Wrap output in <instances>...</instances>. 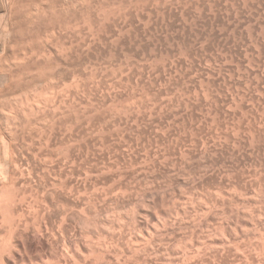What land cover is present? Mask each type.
I'll list each match as a JSON object with an SVG mask.
<instances>
[{
  "label": "rangeland",
  "instance_id": "1",
  "mask_svg": "<svg viewBox=\"0 0 264 264\" xmlns=\"http://www.w3.org/2000/svg\"><path fill=\"white\" fill-rule=\"evenodd\" d=\"M8 1L9 0H4L5 5L9 3L6 5V11H0V80L2 79L1 82L3 83V85L0 84V97L2 96V100L0 99V105L3 104V99L7 100L1 105L2 107L0 109L2 111V109L6 107L4 112L7 108L9 111L7 109L6 114L0 113V119L7 115L4 118L8 122L10 116H12V122L10 120L7 123L3 118V120H0V133L5 131L9 136L8 137L7 134L3 132L2 134L4 136L0 134L3 139L2 137L0 138L5 141H3L4 143H8V141L6 142L7 137L10 138V141L12 139V142L10 143L15 145L16 150L20 151L21 149V152H23L24 155L27 153L32 154L33 152L40 153L46 148V150L53 155L50 154V158L49 156L41 155L42 157L39 156L41 157V161L45 158H48L47 160L45 159L47 164L48 162L53 163V161H56V165L53 163L52 167L51 164H48L49 168L46 170H42L39 165L36 166L34 172L36 176L37 174L38 176L35 179L33 178L35 181L29 182L26 177V171H24V177L26 178L23 179H26V181H24L26 187L24 184L21 185L19 183L17 184L18 187L16 186V190L18 192H24V196H27L26 200H32L33 198L35 199V197L36 199L42 198L47 191L55 188L61 189L62 187V189L71 190V193H69L72 194V192H74L72 194L74 196L75 193L78 195V190L80 189L79 192L81 193H79L80 197H78L81 202L78 205H66V199L63 197L64 195L62 196L60 194L59 196L58 194L59 190L54 191L52 194L53 196L51 197L57 200L59 204H63L66 209L69 208V213L74 210L78 216L81 215L80 212L78 213V209L85 205L83 206V208L85 207V210L82 209L88 216H90L91 213V216L95 213L98 215L97 218H101L100 220H102L104 224L105 222H107V224L112 223L110 225L106 224V227L115 224L120 220V217L122 218L120 221L124 220L123 217L125 215H129L130 217L132 215L131 211L136 213V211L140 209V212L142 211L141 213L145 212L147 214L152 212L154 216L157 211L156 216H158L156 219L150 220V214H147V216L143 213V216L145 215L144 218L146 220H150V232L153 231V227L151 226L153 225L154 229L157 227L158 230H156L160 232H157V236L165 237L164 243L166 241L167 243H170L171 241V245L175 244L176 247L173 246L175 247L174 252H181L180 248L177 247H179L178 242H181L182 239V242H184L186 238L189 240V243L187 240V243H180L182 247L185 243L186 246L187 244L190 246L194 241L192 243L193 246L191 244L187 249H193L195 247L202 249L209 245V241L216 246L219 239H222L219 238L221 235L223 236L224 234L228 237V234L231 233L234 237L233 240L237 241V243L242 240L239 245L243 246L242 248L244 250L246 249L244 247L247 246L249 248V250H247L250 253L252 251V255L249 252V254H247V250L242 252L241 257L243 258H240V260L243 259V262L239 264H257L259 262L264 264V251H262L264 249H257V247L264 245V0ZM36 88H41L42 91L46 88L45 91H43L44 94L46 92L45 96L52 95L51 97L57 100L58 103L57 101H53V103V98L52 100L48 98L50 103L48 101L46 103L44 101L47 98L44 97L45 99H41L44 101L40 104L42 105L43 103L42 106L44 108L46 105L48 107L44 109L40 105L43 110H41L42 108L39 106L41 109L39 108L37 111L36 109H31V112L28 111V115H26L27 112L25 113L27 110H24L20 116L16 115L14 110H10L8 104H10V107L17 104L16 101L21 104L20 101L30 98L28 97L30 96V93L32 94L30 91H34V89L36 91ZM26 92H30L27 97H20L21 93H24L23 95H25ZM37 94L38 93H35L34 95ZM17 96H19L21 100L19 97L16 98ZM39 96H42L43 98L44 95H41L40 93ZM24 97L26 98L24 99ZM11 98H13L12 100H16L14 101L16 103L12 102ZM5 104H7V106ZM55 106L58 108H54L53 113L51 107ZM32 111H34V114ZM10 112L12 115H9ZM43 115L45 116L43 117ZM49 116L51 119L55 118V121L53 119L54 122L51 119L47 121ZM6 117H8V119H6ZM38 118L40 119L39 121ZM34 119H37L36 121L39 123L37 124ZM44 119L46 120V123L48 122L47 124L49 126L44 123ZM40 121H43L44 124L41 123L43 124L41 125ZM69 121L73 124L69 123ZM32 122L33 124H31ZM4 124L5 126H3ZM34 124H37L38 126L41 125V127H39L43 131H39L40 129L37 128L38 126L34 129ZM8 125L12 126V128H9ZM30 126L33 127L31 130L29 129L31 128ZM7 127L11 129L10 131H12L13 128L18 129H13L15 132L12 131L11 133L9 130V132L6 131L7 129L5 128ZM67 127L72 131L70 132L67 130ZM20 128L21 130H19ZM22 131L26 132L22 133ZM97 131H99L102 136L97 133ZM36 132L39 134L35 135L37 134ZM92 132H94L95 136ZM9 133L11 134L9 135ZM5 135L7 137H5ZM11 135L14 136V138ZM36 136H39V138L42 139L39 140L38 138L35 140L37 138ZM49 136H51V138ZM100 137L102 138L101 142L104 146H100L101 148L98 146V149V147H96V142L93 141L95 143H92V138H95L97 139L96 141L99 140L98 142H100ZM104 137L107 139V142H104ZM45 140H47L48 143L44 142ZM70 140L72 141L70 142ZM113 140L115 141L113 142ZM25 141H27V144ZM31 141H33L32 147L30 146ZM40 141H42V143ZM63 141L65 143H63ZM4 143H1L2 146L0 145V151H3L8 147V144L4 145L3 149L2 147ZM57 143H59V146H57ZM84 143H87L88 145L87 151ZM117 143H119L118 146ZM21 144L24 149L19 148L21 147L19 146ZM39 144H42L45 148ZM64 144L65 149L67 148V145H69L71 149L73 145L75 150L77 147L79 150L83 149L80 151L78 149L74 151L81 156L82 160L80 158L78 160L80 163H78V161L76 162L77 165L75 164V170L71 165L73 171L69 163L65 162L61 164L60 157H58L63 155L61 154L63 153L62 151H65V149L62 151L60 150L61 148H64ZM35 145H37V147H35ZM55 146H57V149L60 147L59 151H55ZM102 148L104 150H110L108 155L111 161L114 160L115 154L119 157H117V160L119 161L118 168L114 167L113 170L104 169V171H102L98 170V167L93 162L91 164V162L88 163L87 160L83 161V156L85 154L88 157H91V155L100 157L102 154V150L100 151V149ZM126 151L130 154L127 155ZM58 153L59 155L56 157L55 154ZM134 153L136 157L134 156ZM140 159L142 160L139 161ZM159 161L161 163H159ZM170 161L172 164L175 163V165H171ZM105 162L108 161L105 160ZM129 162L131 166L133 164L139 165L137 167L133 166V170L130 168ZM150 162L156 166L150 164ZM35 164H37V162ZM86 164H88V166L91 165L88 168ZM98 164V166H101L100 163ZM163 165L164 167H162ZM165 165L168 166L166 167ZM62 166L65 168L62 169ZM77 167H80L79 170ZM171 167L174 169L172 170ZM68 168L70 170H68ZM82 168L84 170L86 169L85 171H87L88 175L84 176V170ZM120 169L123 171L120 172ZM58 170L60 171L58 172ZM61 170L65 176L67 174V181H65V183L58 181V175ZM151 170H154V172ZM37 171L39 173H37ZM143 171H145V174ZM42 172H45V174L43 175ZM94 172L96 175L93 176V174H95ZM127 172L129 174H126ZM99 173L105 175V179L102 174L100 175ZM132 173L134 174L132 175ZM135 173L137 174L136 177H134L136 175ZM71 174L72 177H70ZM170 174H172V176ZM77 175L81 176L77 177ZM52 176H55V179H53ZM86 176H88L87 180L85 179ZM120 176H122L121 178L123 179H121ZM147 178L149 181H147ZM112 179L113 181H111ZM135 179L138 180L137 183L135 182ZM53 181L60 187H54L56 184L53 186ZM115 181L116 183H114ZM27 183H29V185ZM138 183H141V186ZM132 185L134 187H132ZM142 185H145L146 187L150 186V188H146ZM234 185L235 187H233ZM48 186L50 187L48 188ZM83 186L85 188H83ZM111 186H113L112 189ZM69 187L73 188L69 189ZM94 187L95 190L99 189L96 191L98 194L94 191ZM105 187H109L110 189H105ZM207 188L209 191L206 190ZM215 188L217 190L219 189L218 191L222 189L221 195H223V198L219 195L218 197L219 200H224L225 198L224 203L222 200H218L216 193H214L216 192ZM225 188L228 191L224 190ZM183 189L186 191L185 194H182L184 193ZM90 190H92L93 195ZM105 190H108L106 191V194H104ZM193 190L194 196L192 195ZM204 190L206 192H204ZM212 190L215 191L213 192ZM231 190L235 194L232 192L231 195H229L228 192H231ZM85 191L89 193L87 195L91 197L93 196L94 198L90 197L89 199V196L86 195ZM99 191L102 192L104 199H101L102 194H100L101 192L99 193ZM113 191H116V193ZM218 191L217 193L220 194ZM83 192H85V194H82ZM189 194L190 196L192 195L193 199L192 197H189ZM227 194L231 196L230 198L232 199V202L229 196L227 197ZM232 194L234 196H232ZM183 195L186 196L184 197ZM212 195H215L214 198ZM200 196L201 199H205L206 202L203 201L204 203H200V198H197ZM96 197L97 200L99 199L98 201L95 200ZM175 197L179 203L176 202ZM216 198L217 200H215ZM183 199H185V202ZM210 199L213 200L216 205L218 204L217 207H215V204H213V201L211 202ZM83 200H86V202ZM186 200H191L192 202H186ZM193 200L194 202H197L196 200H198V203H195L197 207L195 204V206L192 204L194 203ZM68 202L70 201L68 200ZM98 203H101L102 205L99 206L100 204L98 205ZM131 205L133 209H139H135L136 211L132 210V207H130ZM158 205L163 208H159ZM191 205L194 206H192L193 209ZM203 205L204 207L205 205H211L209 207L211 208V212L208 206L203 209ZM96 206L97 208H95ZM103 206L106 208L104 209ZM170 206H172V208ZM182 206H188L186 207L188 209L185 210L186 208L184 207L183 209L181 208ZM220 206H223L224 208L222 207L219 209ZM73 207L79 208L75 210ZM114 207L120 211L118 212ZM180 208L186 213L180 211ZM199 209L200 211L202 209L203 212L204 210L205 212H207L206 210H209V212L203 213L201 211L203 214L201 215L200 213H197ZM115 210L117 212L113 214L116 215L118 213L116 218L114 217L115 215L113 216V214H110ZM175 210H178L177 215H175ZM195 210L197 211L195 212ZM80 211L82 212V210ZM106 211L110 212L109 214L111 216L108 212L106 213ZM163 211L166 213L169 212V214H164L163 217V214L161 215ZM120 212H122L121 216H119L121 214ZM192 212L195 215L198 214V219H196V216H194ZM182 213H185L184 215L186 216H182ZM191 213L193 215H191ZM210 213L213 214V216H210ZM215 213L216 215L214 217ZM95 214L93 215V217L95 216L94 219L90 216L92 220H96ZM106 214H108L111 219L109 221L112 222H108L109 217ZM171 215L174 216L171 217ZM189 215L190 217L193 216L195 221H193L192 217L190 218ZM218 215L221 219H223L224 217L222 216L225 215V219L218 220ZM175 216L179 217H176V219L181 220L184 224L180 223L181 225H174L175 228L172 230L169 229L163 231L161 229L165 232L162 233V231L159 230L161 226L157 224L158 222L156 220L160 219L161 221V219H167L168 217L171 219ZM117 217L119 218L118 220ZM185 217L188 218L189 221L188 219L186 220ZM58 218L59 217L55 216L54 213H50V217L46 220V223L48 224L47 226L54 223L53 227L55 226L56 231L61 233V229L67 221L60 218L59 221ZM84 218H86V216ZM184 219L188 222L185 223L186 221H184ZM199 219L202 223L198 221ZM229 219H234L233 221L235 222L232 220L229 222ZM217 220L218 222L222 221L223 224L221 222H219V224L216 223ZM225 220L229 225L226 224L227 222H225ZM56 221L59 222V224ZM76 221L77 220L71 222V224H75L74 226L70 225L69 229H73V231L71 230L72 233L76 232V234L80 237L83 236L82 238H84V236H87L84 234L87 233L86 230L89 228H87L88 226L86 224L87 229H85L84 233L85 225L83 224V228L81 225L82 223L80 222L77 224ZM128 221L132 228L128 225ZM125 222L128 224H123ZM91 223H89V226ZM132 223L131 220H125L121 223V226L123 225L122 227H124L123 229H121V226L112 228H114V231L122 230L125 232L126 230L125 233L127 235H130V232L134 229V233H132V231L131 235H136L135 233L138 227L135 224L133 227ZM76 224L79 226L81 225L82 228H80L83 230H78L80 228H78L79 226L77 227ZM104 224L100 226L104 227ZM156 224L158 226L155 227ZM204 224L207 227H205ZM224 224H226V226ZM57 225H61V227H58ZM100 226L97 225L96 229ZM126 226L131 228H129L130 231L125 229ZM203 226L207 229L208 227L209 229H212H206L207 231H203ZM91 227H94V225ZM234 227L236 229H233ZM177 228L182 229L186 233L179 231ZM189 228H192L195 232ZM215 228L216 231L213 230ZM231 229L233 230L230 231ZM241 229L243 234L241 233ZM260 229L263 233L262 236L258 233L261 231ZM137 230V232H139L138 234L143 233L142 235L144 237L145 231L142 230L141 232L140 228ZM189 230L190 232L193 231V233H189ZM234 230L237 231L235 233L236 235L238 234L239 237H236ZM77 231H81L80 234ZM200 231H203L204 233ZM209 231H212L213 233L211 232L212 234L210 235V233H208ZM199 232L202 233L201 235H209V237L207 236L206 238L205 236H201L199 235ZM184 234H186V238ZM191 234H193V236ZM166 235L167 237L170 236L169 240ZM197 235L200 237L198 236L197 238ZM145 236L148 240V235ZM188 236L189 238L193 237V239H189ZM253 236L254 238L255 236L257 237L256 241ZM258 236L263 238V240L261 238V242L258 240L260 238ZM251 237L253 238L254 243ZM196 238L198 240L201 239L198 246H196ZM246 238L248 239L246 240ZM176 239L178 242H176ZM223 239H225V237ZM249 240H251V243ZM229 241H231L230 238L227 243ZM232 241L231 245L229 244L230 242L228 243V249L235 248V246L238 247L237 243L234 241L233 247ZM243 242H245V244L249 243L247 245H242ZM176 243L178 244L176 245ZM260 243L262 244L260 245ZM157 244L159 245L158 248H161V243L159 244L157 242ZM52 246H55L54 242H52ZM251 246L254 247V249ZM212 248L214 247L211 246L210 249ZM185 249L183 248V250ZM226 250V248L224 249L225 252L222 250L223 254H221V258L232 260V252ZM255 250L256 252L257 250L260 253L262 252L259 254V256L262 255V258L261 256L258 257L257 254H254ZM26 252L30 257H33L35 254L34 252L32 254L29 250H26ZM228 252L229 255H226ZM243 253L247 256L249 255L250 259H246L247 256ZM172 256H174V253ZM33 258H35V256ZM158 258H160V256H158ZM254 258L256 260H254ZM244 259H246V262L248 263H245ZM261 259L263 261H261ZM32 261L34 262L35 260Z\"/></svg>",
  "mask_w": 264,
  "mask_h": 264
},
{
  "label": "bare ground",
  "instance_id": "2",
  "mask_svg": "<svg viewBox=\"0 0 264 264\" xmlns=\"http://www.w3.org/2000/svg\"><path fill=\"white\" fill-rule=\"evenodd\" d=\"M10 1V0H9ZM8 1V2H9ZM6 3H7V1H6ZM9 4V3H8ZM8 4H6V5H8ZM6 5H5V2H4V0H0V11H6ZM25 57V56H24ZM24 57H23V59H24ZM2 81V79L0 80V82ZM0 84H2L3 85V83L1 82ZM1 85V86H2ZM46 89V88H45ZM45 89L43 90V91H45ZM40 90H41V92H40ZM38 91V92H37ZM42 91V89L40 88V89H37L36 88V91H35V89H34V91H30V92H32V94L30 93V92H28V93H30V96H28V93L26 94L25 93V95H23L22 93H21V95H20V97L21 96H28V97H30V98H28L27 100L25 99L26 97H24V99L26 100H24V101H20L21 100V98L19 97V96H17L16 98H18L19 97V101L21 102V104L18 102V101H16L17 99L16 98H14V99H16V100H12L13 98H11V100H12V102H14V101H16L17 102V104H18V106H17V104H14V103H16V102H14V103H12V104H14V105H16V106H11L10 107V104H8V106H9V108H10V110L12 111V110H14L15 111V114L16 115H21L22 114V112L24 111V110H27V111H25V113L27 112V114L26 115H28V111L29 112H31L30 110L32 109H36V111L43 105V103H42V105L40 104L41 102H43L41 99H45L44 97H46L47 99H45V101L44 102H46L47 103V101H48V98H50L51 100H52V98L53 97H51V96H45L46 95V92H45V94H44V92ZM34 92V93H33ZM48 92V91H47ZM35 93H38L37 95H34ZM41 93V95L43 94L44 96H43V98H42V96H39V94ZM52 93H54V92H52ZM47 94H49V93H47ZM55 94H56V92H55ZM55 94H53V95H55ZM58 94V93H57ZM32 95H34V96H32ZM4 96V95H3ZM36 96H39V97H36ZM58 96V95H57ZM2 97V96H1ZM1 97H0V99H1ZM10 99V98H9ZM8 99V100H9ZM58 99V98H57ZM2 100V99H1ZM6 100V99H5ZM5 100L3 99V101L5 102ZM23 100V99H22ZM50 100V101H51ZM2 101V102H3ZM7 101V100H6ZM53 101H57V100H55L54 98H53V100H52V102ZM4 102H3V104H4ZM49 102V101H48ZM8 103H10V102H8ZM50 103V102H49ZM54 103V102H53ZM52 103V104H53ZM57 103H58V101H57ZM3 104H1V105H3ZM45 104V103H44ZM0 105V108L2 107ZM6 106H7V104H5ZM20 105V106H19ZM26 105V106H25ZM41 105V106H40ZM46 105V104H45ZM49 105H51V104H49ZM40 106V107H39ZM52 106V105H51ZM57 106V105H56ZM51 107L52 109L51 110H53V113H54V108H58V107ZM5 107V106H4ZM43 107V106H42ZM41 107V108H42ZM48 106L46 105V107L45 108H47ZM6 108V107H5ZM5 108H3L2 109V111H1V109H0V113H4V114H6V110L8 109H6L5 110V112H4V109ZM40 108V109H41ZM44 108V107H43ZM43 108L41 109V110H43ZM44 108V109H45ZM50 108V107H49ZM55 109V110H56ZM50 110V109H49ZM8 111H9V109H8ZM8 111H7V113H8ZM14 111H13V115H14ZM45 111V110H44ZM51 112V111H50ZM32 113L34 114V111H32ZM31 113V114H32ZM36 113V112H35ZM48 113V112H47ZM38 114V113H37ZM43 114V113H42ZM9 115H12V113L10 112L9 113ZM9 115H8V117H9ZM25 115V116H26ZM36 115V114H35ZM40 115V114H39ZM5 116H7V115H5ZM4 116V117H5ZM23 116V115H22ZM29 116H30V114H29ZM45 115H43V117H44ZM47 116V115H46ZM51 116V115H50ZM49 116V119H48V117H47V121H49L50 119H51V117ZM4 117H2L4 120H5V118ZM8 117H6V119H8ZM11 117L12 116H10V120H11ZM27 117V116H26ZM42 117V116H41ZM0 119V120H3V119ZM21 118V117H20ZM23 118L25 119V117L23 116ZM30 118H32V117H30ZM29 118V119H30ZM35 118V117H34ZM42 119V118H41ZM46 119V118H45ZM44 119V123H46L45 120ZM53 119V118H52ZM51 119V120H52ZM55 119V118H54ZM53 119V120H54ZM10 120H8V122L10 121ZM20 120V119H19ZM35 120V119H34ZM37 120V119H36ZM35 120V122H37ZM40 119L38 118V121H39ZM52 120V121H53ZM6 121V120H5ZM21 121V120H20ZM19 121V122H20ZM27 121V120H26ZM51 121V122H52ZM55 121V120H54ZM53 121V122H54ZM95 121V120H94ZM7 122V121H6ZM7 122V123H8ZM11 122H12V120H11ZM34 122V123H35ZM50 122V123H51ZM52 122V123H53ZM90 122V121H89ZM88 122V123H89ZM1 123V122H0ZM7 123H6V125H7ZM23 123V122H22ZM28 123H30V122H28ZM39 122H37V124H38ZM41 123H43V121L41 122L40 121V124ZM43 123V124H44ZM48 123V122H47ZM46 123V124H47ZM49 123V124H50ZM69 123H71L70 121H69ZM82 123H86V122H82ZM81 123V124H82ZM96 123V122H95ZM31 124H33V122L31 123ZM30 124V125H31ZM37 124H34L33 126H34V129H35V127L36 126H38ZM43 124H41V125H43ZM71 124H73V123H71ZM75 124V123H74ZM100 124V123H99ZM104 124V123H103ZM11 125V124H10ZM24 125V124H23ZM41 125H39L40 127H41ZM48 125V124H47ZM46 125V126H47ZM66 125H68V124H66ZM65 125V126H66ZM77 125V124H76ZM3 126H5V124L3 125ZM2 126V127H3ZM25 126V125H24ZM29 126V125H28ZM37 127L38 129H40L39 131H41L42 129L40 128V127ZM49 126V125H48ZM50 126H51V124H50ZM54 126V125H53ZM72 126V125H71ZM79 126H80V124H79ZM79 126H78V128H79ZM93 126V125H92ZM100 126H101V124H100ZM99 126V127H100ZM105 126V125H104ZM1 127V128H2ZM8 127L10 128H12V126H9L8 125ZM5 128V129H7L6 131L7 132H9L11 129H9V128ZM18 127V126H17ZM31 127V126H30ZM56 127V126H55ZM91 127V126H90ZM98 127V128H99ZM103 127V126H102ZM101 127V128H102ZM107 127V126H106ZM4 128V127H3ZM23 128V127H22ZM29 128V127H28ZM33 127H31V128H29L30 130L32 129ZM36 128V129H37ZM44 128H45V126H44ZM49 128V127H48ZM47 128V129H48ZM52 128V127H51ZM50 128V129H51ZM62 128V127H61ZM71 128H73V127H71ZM92 128V127H91ZM96 128V127H95ZM97 128V129H98ZM14 129V128H13ZM12 129V131L13 132H15L14 130H17L16 128L13 130ZM24 129V128H23ZM26 129H27V127H26ZM50 129H49V131H50ZM3 130V129H2ZM9 130V131H8ZM19 130H21V128L19 129ZM51 130H53V129H51ZM59 130V129H58ZM66 130V129H65ZM67 130H69L68 129V127H67ZM90 130V129H89ZM92 130H93V128H92ZM100 130V129H99ZM12 131H10L11 133H12ZM28 131V130H27ZM35 131V130H34ZM37 131V130H36ZM43 131V130H42ZM70 132L72 131V130H69ZM79 131V130H78ZM88 131V130H87ZM4 133H6L5 131H3ZM3 132H1L0 134L1 135H3L2 133ZM24 132H26V131H24ZM23 131H22V133H24ZM32 132V131H31ZM52 132V131H51ZM50 132V133H51ZM56 132V131H55ZM60 132V131H59ZM69 132V133H70ZM89 132H91V131H89ZM88 132V133H89ZM101 132H102V130H101ZM11 133H9V135L11 134ZM37 133V132H36ZM46 133H48V132H46ZM64 133H65V131H64ZM74 133V132H73ZM93 133V135L95 136V134H94V132H92ZM97 133H99L100 134V132L99 131H97ZM104 133V132H103ZM102 133V134H103ZM107 133V132H106ZM7 134V133H6ZM16 134V133H15ZM32 134V133H31ZM39 133H37V134H35V135H38ZM41 134H42V132H41ZM53 134V133H52ZM59 134H61V133H59ZM63 134V133H62ZM72 134V133H71ZM70 134V135H71ZM108 134V133H107ZM0 135V137H2ZM14 135V134H13ZM18 135H20V134H18ZM43 135V134H42ZM50 135V134H49ZM54 135V134H53ZM88 135H90V134H88ZM87 135V136H88ZM92 135V136H93ZM98 135V134H97ZM101 135V134H100ZM4 136V135H3ZM7 136H8V134H7ZM6 135H5V137H7ZM12 136V135H11ZM39 136H41V135H39ZM39 136H36L37 138L35 139V140H37L38 138H39ZM74 136V135H73ZM102 136V135H101ZM9 137V136H8ZM7 137V140H6V142L8 141V143H4L5 141L4 140H2L3 139V137H2V139L0 138V142H1V140H2V142L1 143H4L3 144V149H4V145H7L8 147H6L4 150L3 149H1V150H3V151H0V264H239V263H241V262H243V259H241L240 260V258H243V257H241L242 256V252H245V250H249V248L246 246V247H244V248H246L245 250L242 248L243 246H241V245H239V243H240V241H242V240H240L238 243H237V241H234L233 239H234V237L231 235V233L230 234H228V237H226V235H224L223 234V236L221 235V237H219V238H222V239H219V245H218V243H217V245L216 246H218V247H216V246H214L213 245V243H211L210 241H209V247L208 246H205V248H199V247H195V248H193V249H187V247H190L191 246V244L194 242L193 240V242L190 244V246H188V244H187V246H186V243L188 242L189 243V240L186 238V234H184V236H185V238H186V240H187V242H186V240L184 241V242H186L185 244H183L184 246L182 247L181 246V244L182 243H184V242H182L183 241V239H182V241H181V239H180V241L181 242H178L177 241V239H176V242H178V243H176V245L178 244V246L179 247H177V248H180V251L181 252H174V248L176 247L175 246V244L174 245H171L172 243H171V241H170V243H167V241L164 243V238L163 237H160V236H157V232H159V231H157L158 229H157V227L156 226H158V225H160L159 227H160V231H167V230H172L173 228H175V226L174 225H179L180 223H182L181 222V220H177L176 219V217L177 216H175L174 218H171L170 219V217H168L167 219H161V221H160V219H157L156 221L158 222L156 225H155V229H154V226L153 225H151L152 227H153V231L152 232H150V230H151V228H149V221L150 220H153V219H156L157 218V216H156V213H157V211H156V213H155V216H154V214H152V212L151 213H147V214H150V220L148 221V220H146L144 217H145V215L143 216V213H145V212H143V213H141L140 212V209L139 208H134L133 209V207H132V205L130 206V207H132V210H135V209H139V210H135L136 211V213H133V211H131L132 212V215L129 217V215H125L124 217H123V221H120L122 218L120 217V220H118L119 218L117 217V222L115 223V224H113V225H111L110 227L112 228V227H120L121 226V223L122 222H124L125 220H131V222H133L132 223V226L135 224V225H137V227L138 228H140L141 229V232H142V230L143 231H145V235H148L147 237H148V240H147V238H146V236L144 235V237L146 238V240H145V238L143 237V233H140V234H138L139 232H137L138 230V228L136 229V235H131V232L134 230V229H132V231L130 232V235L128 234H126L125 232H126V230H125V232L124 231H114L113 229L114 228H112V230H111V228L109 227V226H107L106 227V224H107V222H105V224L103 223V221L102 220H100L99 218H97V216L98 215H96L95 213V215H96V220H92V218H90V216H91V214H90V216H88L86 213H85V207L83 208V206H85V205H83L80 209H78L79 211H78V213L80 212V216H78V214L77 213H75V211L73 210V212L71 211V213H69L68 212V209H66L65 207H64V205L62 204H59L58 203V201L57 200H55L54 198H52L51 196H53L52 194L54 193V191H58V194H59V196H60V194L66 199V205H68L69 204V206H70V204L71 205H78V204H80V199H79V193H81V192H79V190H78V195L75 193V196H77V197H75L74 195H72L74 192H72V194H70L71 193V190H65V189H62V187H61V189L59 188V189H52V190H49V191H47L46 193H45V196H42V198H40V199H36V197H35V199L33 200H26V197L24 196V192H18L17 190H16V186H17V184H24V181H26V179H23V178H28L27 180L30 182V181H35V180H33V178L35 179L37 176H38V174H37V176H36V174H35V168H36V166H40V168H42V170L44 169V170H46V169H48L49 167V165L51 164V167H52V165H53V163L55 164L56 163V161L54 162L53 161V163H49L48 162V164L45 162V159L44 160H42L41 161V155H44V156H49V158H50V152H48L47 150H46V148H45V146H42V144H39L40 146H42L43 148H45V150L44 151H42V152H40V153H36V152H33L32 154H28L27 152V154L26 155H24V153L23 152H21V149H20V151H18V150H16V147H15V145L13 144V143H10V142H12V139H11V141H10V138H8ZM13 138H14V136H12ZM11 137V138H12ZM16 137V136H15ZM50 138H51V136H49ZM66 137V136H65ZM71 137V136H70ZM90 137V136H89ZM98 137V136H97ZM33 138V137H32ZM35 138V137H34ZM46 138V137H45ZM47 138H48V136H47ZM49 138V139H50ZM57 138V137H56ZM56 138H55V141H56ZM61 138V137H60ZM72 138H74V137H72ZM99 138V137H98ZM16 139V138H15ZM30 139V138H29ZM42 139V138H41ZM40 138H39V140H41ZM63 139V138H62ZM69 139V138H68ZM85 139V138H84ZM100 142H98V141H96L97 139H95V138H92V143H95L96 142V147H100V146H104V144L101 142L102 141V138L100 137ZM31 140V139H30ZM34 140V141H35ZM44 140V139H43ZM61 140V139H60ZM112 140V139H111ZM111 140H110V142H111ZM4 141V142H3ZM69 141V140H68ZM72 140H70V142H71ZM93 141H95V142H93ZM115 140H113V142H114ZM26 142V144H27V141H25ZM32 142L33 141H31V147H32ZM41 143H42V141H40ZM39 142V143H40ZM44 142H46V143H48L47 142V140H45ZM43 142V143H44ZM67 142V141H66ZM69 142V143H70ZM104 142H107V139L104 137ZM112 142V143H113ZM119 142V141H118ZM1 143H0V145H1ZM14 143H16V142H14ZM45 143V144H46ZM50 143V142H49ZM56 143V142H55ZM63 143H65L64 141H63ZM69 143H67V144H69ZM81 143V142H80ZM79 143V144H80ZM25 144V143H24ZM58 144V145H57ZM57 144H55V145H57V146H59V143H57ZM118 144L119 143H117V146H118ZM28 145H29V142H28ZM62 145V144H61ZM61 145H60V147H61ZM70 145V144H69ZM69 145H67V148L65 149V144H64V148L62 149H60L61 151L62 150H64L65 149V151H62L63 153H61V151H60V153L61 154H63V155H61V156H58V157H60L59 159L61 160V164H63V163H65V162H67V163H69L70 164V167H71V165H72V167L74 168V170H75V164H76V162L81 158V156H79L77 153H75L74 151H76L77 149H78V145L76 146L77 147V149L75 150L74 149V145L72 146V149L70 148V146ZM116 145V144H115ZM2 146V145H1ZM19 146H21V147H19V148H23L22 147V144L21 145H19ZM25 146V145H24ZM27 146V145H26ZM40 146H38V147H40ZM48 146V145H47ZM57 146H55L56 147V150L55 149H53V150H55V151H59V148L57 149ZM84 146H86V151H87V149H88V145H87V143H84ZM93 146V145H92ZM35 147H37V145H35ZM99 147H98V149H99ZM108 147H109V145H108ZM112 147V146H111ZM18 148V149H19ZM27 148V147H26ZM42 148V149H43ZM51 148V147H50ZM94 148V147H93ZM92 148V149H93ZM101 148V147H100ZM110 148V147H109ZM108 148V149H109ZM114 148V147H113ZM24 149V148H23ZM22 149V150H23ZM32 149H34V148H32ZM38 149H40V148H38ZM91 149V150H92ZM122 149H125V148H122ZM28 150H30V149H28ZM27 150V151H28ZM52 150V149H51ZM50 150V151H51ZM79 150V149H78ZM80 150H83V149H80ZM79 150V151H80ZM102 150V154H101V156L100 157H95L94 155L92 156L91 155V157H88L86 154L83 156L84 158H83V161H85V160H87L88 161V163L89 162H91V164H92V162L98 167V170H102V171H104V169H111V170H113V168L114 167H116V168H118V160H117V155L115 154L114 155V160H110V158H109V155H108V153H109V151L107 150V149H100V151ZM130 150V149H129ZM41 151V150H40ZM79 151H77V152H79ZM85 151V152H86ZM95 151V150H94ZM114 151V150H113ZM128 151V150H127ZM126 151V152H127ZM37 152H39V151H37ZM89 152V151H88ZM92 152V151H91ZM125 152V153H126ZM135 152V151H134ZM53 153V152H52ZM57 153V152H56ZM98 153V152H97ZM111 153V152H110ZM124 153V154H125ZM88 154V153H87ZM114 154V153H113ZM120 154H122V153H120ZM130 154V153H129ZM128 154V152H127V155H129ZM147 154V153H146ZM51 155H53V154H51ZM56 155V157H57V155H59V153L58 154H55ZM112 155V154H111ZM132 155H133V153H132ZM39 156H41V157H39ZM106 156H107V158H106ZM123 156V155H122ZM134 156H135V153H134ZM160 156V155H159ZM127 157V156H126ZM136 157V156H135ZM145 157H146V155H145ZM152 157H153V154H152ZM166 157V156H165ZM44 158V157H43ZM119 158V157H118ZM128 158H130V157H128ZM168 158V157H167ZM48 159V158H47ZM46 159V160H47ZM54 159H56V158H54ZM103 160V161H100V160ZM113 159V158H112ZM135 159V158H134ZM147 159H148V155H147ZM152 159V158H151ZM154 159V158H153ZM81 160H82V158H81ZM105 160L106 161H108V162H105ZM122 160V159H121ZM142 159H140L139 161H141ZM157 160V159H156ZM164 160V159H163ZM48 161H50V160H48ZM52 161V160H51ZM86 161V162H87ZM127 161H129V160H127ZM152 161V160H151ZM161 161V160H160ZM159 161V163H161ZM37 162V164H35ZM122 162H123V160H122ZM122 162H121V164H122ZM125 162H126V160H125ZM144 162V161H143ZM153 162V161H152ZM58 163V162H57ZM78 163H80V161H78ZM98 163H100L101 164V166H98L99 164ZM132 163V162H131ZM141 163V162H140ZM147 163V162H146ZM146 163H144V164H146ZM85 164V163H84ZM90 164V165H91ZM125 164V163H124ZM129 164H130V162H129ZM148 164V163H147ZM146 164V165H147ZM150 164H153V163H151L150 162ZM170 164L171 165H175V163L174 164H172L171 163V161H170ZM170 164H169V166H170ZM56 165V164H55ZM77 165V164H76ZM87 165V167L89 168V166H88V164H86ZM127 165V164H126ZM139 164H137V165H132L131 166V164H130V168H132L133 169V166L134 167H137ZM142 165V164H141ZM153 165H155V164H153ZM177 165V164H176ZM64 166H66V165H64ZM69 166V165H68ZM94 166V165H93ZM125 166V165H124ZM145 166V165H144ZM143 166V167H144ZM156 166V165H155ZM166 166V165H165ZM168 166V165H167ZM166 166V167H167ZM71 167V168H72ZM126 167V166H125ZM127 167H129V166H127ZM145 167H147V166H145ZM144 167V168H145ZM150 167V166H149ZM148 167V168H149ZM162 167H164V165L162 166ZM174 167V166H173ZM38 168V167H37ZM55 168V167H54ZM62 169H64L65 167H61ZM73 168H72V171H73ZM78 168V170H79V168L80 167H77ZM95 168V167H94ZM122 168V167H121ZM142 168V167H141ZM172 168V167H171ZM178 168V167H177ZM58 169H59V165H58ZM83 169V168H82ZM96 169V168H95ZM127 169V168H126ZM153 169V168H152ZM156 169V168H155ZM169 169H170V167H169ZM174 168H172V170H173ZM51 170H53V169H51ZM55 170V169H54ZM66 170V169H65ZM68 170H70L69 168H68ZM84 170V169H83ZM86 170V169H85ZM84 170V176L85 175H88L87 174V171H85ZM134 170V169H133ZM132 170V171H133ZM146 170V169H145ZM24 171H26V177H24ZM60 170H58V172H59ZM82 171V170H81ZM89 171L91 172V170L89 169ZM120 172H122L121 171V169L119 170ZM126 171V170H125ZM128 171V170H127ZM151 171H153L154 172V170H151ZM150 171V172H151ZM158 171V170H157ZM175 171V170H174ZM51 172H53V171H51ZM51 172H50V174H51ZM144 172V174H145V171H143ZM164 172V171H163ZM37 173H39L38 171H37ZM43 173V172H42ZM47 173H49V172H47ZM46 173V174H47ZM72 173V172H71ZM82 173V172H81ZM82 173V174H83ZM95 173V172H94ZM147 173V172H146ZM152 173V172H151ZM41 174V173H40ZM45 174V172L43 173V175ZM49 174V175H50ZM54 174V173H53ZM56 174V173H55ZM78 174V173H77ZM100 174V173H99ZM102 174V173H101ZM100 174V175H101ZM103 174H104V172H103ZM102 174V176L104 177L105 175H103ZM124 174V173H123ZM126 174H129L128 172L126 173ZM134 173H132V175H133ZM136 174V173H135ZM138 174H140V173H138ZM143 174V173H142ZM89 175H91V174H89ZM94 175H96V173L95 174H93V176ZM125 175V174H124ZM131 175V176H132ZM150 175V174H149ZM153 175V174H152ZM171 176H172V174H170ZM79 176H81V175H79ZM78 175H77V177H79ZM118 176V175H117ZM137 176V174L134 176V177H136ZM146 176V175H145ZM41 177V176H40ZM51 177V176H50ZM53 177V179H55V176H52ZM57 177V176H56ZM67 177V174H66V176H65V174L64 173H62V170H61V172L59 173V175H58V181H60L61 183H65V181H67L66 178ZM70 177H72V174H71V176ZM69 177V178H70ZM74 177V176H73ZM108 177V176H107ZM111 177V176H110ZM113 177V176H112ZM122 176H120V178H121ZM150 177V176H149ZM148 177V178H149ZM39 178V177H38ZM47 178H48V176H47ZM69 178H68V180H69ZM81 178V177H80ZM79 178V179H80ZM83 178V177H82ZM87 178H88V176H86L85 177V179L87 180ZM98 178V177H97ZM125 178V177H124ZM132 178V177H131ZM141 178H142V176H141ZM140 178V179H141ZM148 178H147V181H149L148 180ZM84 179V180H85ZM104 179H105V177H104ZM121 179H123V178H121ZM121 179H119V180H121ZM151 179H153V178H151ZM40 180H42V179H40ZM49 180V179H48ZM48 180H46V181H48ZM57 180V179H56ZM90 180H91V177H90ZM130 180V179H129ZM136 180V179H135ZM141 180H143V179H141ZM156 180V179H155ZM77 181H78V179H77ZM82 181V180H81ZM96 181V180H95ZM111 181H113V179L111 180ZM131 181V180H130ZM150 181H152V180H150ZM51 182V181H50ZM56 182V181H55ZM88 182H89V179H88ZM118 182H120V181H118ZM117 182V183H118ZM136 183L138 182V180H136L135 181ZM143 182V181H142ZM164 182H165V180H164ZM38 183V182H37ZM41 183V182H40ZM70 183V182H69ZM83 183H85V182H83ZM82 183V184H83ZM101 183H102V181H101ZM107 183V182H106ZM109 183V182H108ZM114 183H116V181L114 182ZM121 183V182H120ZM144 183H145V181H144ZM143 183V184H144ZM149 183V182H148ZM229 183V182H228ZM28 185H29V183H27ZM32 184H34V183H32ZM35 184H36V182H35ZM46 184V183H45ZM49 184H52V183H49ZM48 184V185H49ZM54 184H56V183H54V181H53V186H54ZM70 184H72V183H70ZM74 184V183H73ZM76 185H78V186H80L79 184H77V183H75ZM88 184H90V183H88ZM113 184V183H112ZM139 185L141 184V183H138ZM151 184H152V182H151ZM167 184H169V183H167ZM26 184H24V186H25ZM27 185V186H28ZM39 185V184H38ZM41 185V184H40ZM68 185V184H67ZM84 185V184H83ZM92 185V184H91ZM110 185V184H109ZM131 185V184H130ZM133 185H135V184H133ZM132 185V187H134ZM139 185H138V187H139ZM146 185V184H145ZM145 185H142V186H144V187H146ZM158 185V184H157ZM20 186V185H19ZM30 186H32V185H30ZM47 186V185H46ZM66 186V185H65ZM64 186V187H65ZM70 186V185H69ZM72 186V185H71ZM77 186V187H78ZM94 186V185H93ZM92 186V187H93ZM99 186V185H98ZM107 186H108V184H107ZM114 186V185H113ZM113 186H111V189L113 188ZM141 186V185H140ZM153 186V185H152ZM168 186V185H167ZM170 186V185H169ZM219 186V185H218ZM222 186V185H221ZM18 187V186H17ZM22 187V186H21ZM26 187V186H25ZM35 187V186H34ZM39 187V186H38ZM42 187V186H41ZM43 187H44V185H43ZM50 186H48V188H49ZM54 187H60V186H58V184H56V186H54ZM90 187V186H89ZM121 187V186H120ZM126 187H128V186H126ZM131 187V186H130ZM197 187V186H196ZM233 187H235V185L233 186ZM29 188H31V187H29ZM36 188H37V186H36ZM47 188V189H48ZM71 188H73V187H71ZM70 187H69V189H71ZM76 188V187H75ZM74 188V189H75ZM83 188H85L84 186H83ZM99 188V187H98ZM100 188H102V187H100ZM103 188H104V186H103ZM102 188V190H104ZM106 188H109V187H105V189ZM136 188V187H135ZM146 188H150V186L149 187H146ZM169 188H172V187H169ZM203 188V187H202ZM232 188V187H231ZM25 189H27V188H25ZM33 189V188H32ZM31 189V190H32ZM44 189V188H43ZM46 189V190H47ZM76 189H78V188H76ZM82 189V188H81ZM92 189V188H91ZM94 189V191L96 192L97 190H99V189H97V190H95V187L93 188ZM110 189V188H109ZM108 189V190H109ZM122 189V188H121ZM126 189V188H125ZM132 189V188H131ZM152 189V188H151ZM156 189V188H155ZM211 189V188H210ZM235 189V188H234ZM37 190V189H36ZM45 190V189H44ZM83 190V189H82ZM108 190H105V193L104 194H106V191H108ZM115 190V189H114ZM117 190H120V189H117ZM146 190H148V189H146ZM160 190V189H159ZM178 190V189H177ZM187 190V189H186ZM203 190V189H202ZM202 190H201V192H202ZM206 190H208V188L206 189ZM216 190V192H214ZM215 190H212L214 193H216V195H217V198H218V200H219V197H218V195L219 196H223V195H221V190L220 191H218L216 188H215ZM224 190H226V188L224 189ZM230 190V189H229ZM26 191V190H25ZM35 191V190H34ZM42 191V190H41ZM53 191V192H52ZM91 191V193H92V195H93V192H92V190H90ZM123 191V190H122ZM126 191V190H125ZM124 191V192H125ZM155 191V190H154ZM209 191V190H208ZM207 191V192H208ZM217 191L218 192H220V194H218L217 193ZM226 191H228V190H226ZM225 191V192H226ZM29 192H30V190H29ZM70 192V193H69ZM86 192V191H85ZM85 192H83L82 194H85ZM87 192H88V189H87ZM86 192V195L87 194H89V193H87ZM101 191H99V193H100ZM114 193H116V191H113ZM123 192V193H124ZM163 192H164V190H163ZM183 192L184 193H182V192H180V193H182V194H185V192L186 191H184V189H183ZM204 192H206L205 190H204ZM210 192H211V190H210ZM212 192V193H213ZM233 191L231 190V192L229 191L228 193H229V195H231V193H232ZM97 194H98V192H96ZM109 193V192H108ZM107 193V194H108ZM118 193V192H117ZM122 193V192H121ZM125 193H127V192H125ZM153 193V192H152ZM166 193V192H165ZM180 193H179V197H180ZM197 193V192H196ZM195 193V195L197 196V194ZM203 193V192H202ZM224 193V192H223ZM222 193V194H223ZM234 193V192H233ZM100 194H102V192L100 193ZM170 194V193H169ZM182 194H181V196H182ZM191 194V193H190ZM190 194H189V197H192V195L194 194V190H193V193H192V195L190 196ZM204 194H206V193H204ZM235 194V193H234ZM27 195V194H26ZM36 195H37V193H36ZM40 195H42V194H40ZM81 195V194H80ZM117 195V194H116ZM122 195V194H121ZM121 195H120V197H121ZM163 195H165V194H163ZM172 195V194H171ZM188 195V194H187ZM210 195V194H209ZM228 194H227V197L229 196ZM58 196V195H57ZM79 196V197H78ZM81 196H83V195H81ZM87 196H89V195H87ZM95 196V195H94ZM97 196V195H96ZM100 196V195H99ZM145 196V195H144ZM143 196V197H144ZM155 196V195H154ZM184 197L186 196V195H183ZM194 196V195H193ZM204 196V195H203ZM215 196V195H214ZM214 196L212 195V197L214 198ZM232 196H234L233 194H232ZM238 196V195H237ZM90 197L91 196H89V199H90ZM93 197V196H92ZM91 197V198H92ZM104 196H103V194H102V197H101V199H104L103 198ZM143 197H142V199H143ZM149 197V196H148ZM153 197V196H152ZM168 197V196H167ZM170 197V196H169ZM178 197V198H179ZM206 197V196H205ZM204 197V198H205ZM211 197V198H212ZM231 196H229V198H230ZM239 197V196H238ZM94 198V197H93ZM118 198V197H117ZM122 198V197H121ZM145 198V197H144ZM154 198V197H153ZM187 198V197H186ZM197 198H200V200H201V202L200 203H204V202H206L205 201V199L204 200H202L201 199V196L200 197H197ZM203 198V197H202ZM209 198V197H208ZM217 198L215 199V200H217ZM223 198V197H222ZM228 198V199H229ZM88 199V198H87ZM130 199H131V197H130ZM150 199V198H149ZM164 199V198H163ZM175 199H176V202H178L177 201V198L175 197ZM180 199V198H179ZM178 199V200H179ZM188 199H190V198H188ZM192 199H193V197H192ZM191 199V200H192ZM206 199H207V197H206ZM231 199V198H230ZM229 199V200H230ZM68 200L71 202H68ZM93 200V199H92ZM92 200H91V203H92ZM95 200H97V197H96V199ZM99 200V199H98ZM97 200V201H98ZM148 200V199H147ZM151 200V199H150ZM156 200V199H155ZM154 200V201H155ZM160 200H161V198H160ZM181 200V199H180ZM184 200V202H185V199H183ZM191 200H186V202H188V201H191ZM195 200V199H194ZM194 200H193V202H194ZM199 200V201H200ZM211 200V199H210ZM222 199H220L219 201H221ZM224 200H225V198H224ZM224 200H222V202L224 203ZM60 201V200H59ZM83 201H85L86 202V200H83ZM88 201H90V200H88ZM96 201V202H97ZM102 201V200H101ZM100 201V202H101ZM170 201H171V199H170ZM197 202H194V203H192L193 205L196 203H198V200H196ZM204 201V202H203ZM213 200H211V202H212ZM62 202V201H61ZM118 202V201H117ZM141 202H142V200H141ZM152 202H153V200H152ZM192 202V201H191ZM210 202V203H211ZM230 202V201H229ZM231 202H232V199H231ZM234 202V201H233ZM89 203V202H88ZM88 203H87V205H88ZM94 203V202H93ZM134 203V202H133ZM144 203H146V202H144ZM156 203V202H155ZM160 203H161V201H160ZM165 203V202H164ZM163 203V204H164ZM172 203H174V202H172ZM179 203V202H178ZM213 204H215V207H217V205H216V203L213 201L212 202ZM82 204V203H81ZM84 204V203H83ZM96 204V203H95ZM100 204V205H99ZM116 204V203H115ZM126 204V203H125ZM139 204V203H138ZM137 204V205H138ZM159 204V203H158ZM190 204V203H189ZM195 204V205H196ZM212 204V205H213ZM220 204V203H219ZM91 205H93V204H91ZM98 205L99 206H101L102 204L101 203H98ZM112 205V204H111ZM141 205V204H140ZM159 205H161V204H159ZM159 205H158V207H159ZM168 205V204H167ZM178 205H180V204H178ZM182 205V204H181ZM185 205V204H184ZM193 205H191V207L193 206ZM194 205V206H195ZM222 205V204H221ZM225 205V204H224ZM223 205V206H224ZM234 205V204H233ZM81 206V205H80ZM144 206V205H143ZM143 206H142V209H143ZM150 206H151V204H150ZM174 206V205H173ZM190 206V205H189ZM193 206V207H194ZM200 206V205H199ZM198 206V207H199ZM208 206V208L211 206H209V205H205V207H207ZM222 206V207H223ZM92 207V206H91ZM104 207V206H103ZM117 207V206H116ZM128 207V206H127ZM148 207V206H147ZM171 208H172V206H170ZM185 207V206H184ZM184 207L182 206L181 208H183L184 209ZM186 207H188V206H186ZM185 207V208H186ZM193 207H192V209H193ZM196 207H197V205H196ZM201 207H202V204H201ZM205 207H204V205H203V209H205ZM221 206H220V208L219 209H221L222 208ZM71 208V207H70ZM73 208H75V207H73ZM77 208H79V207H76L75 208V210L77 209ZM84 210H83V209ZM87 208H88V206H87ZM95 208H97V206L95 207ZM106 207H104V209H105ZM108 208V207H107ZM115 208V207H114ZM129 208V207H128ZM141 208V207H140ZM149 208H152V207H149ZM148 208V209H149ZM153 208H154V206H153ZM159 208H163V207H159ZM175 208H176V206H175ZM174 208V209H175ZM181 208H180V211H182L181 210ZM200 208V207H199ZM207 208V209H208ZM224 208V207H223ZM89 209V208H88ZM87 209V210H88ZM91 209V208H90ZM93 209V208H92ZM99 209V208H98ZM103 209V208H102ZM116 209V208H115ZM145 209V208H144ZM177 209V208H176ZM188 208H186L185 210H187ZM191 209V210H192ZM195 209V208H194ZM210 209V212H211V208H209ZM226 209V208H225ZM229 209V208H228ZM71 210V209H70ZM80 210H82V212L80 211ZM86 210V211H87ZM101 210V209H100ZM107 210V209H106ZM110 210V209H109ZM116 210H118V212L120 211L119 209H116ZM114 211V212H112V213H110L111 212V210H110V212H108V211H106V213L108 212V214L110 213V214H113V213H115V212H117V211ZM131 210V209H130ZM146 210H147V208H146ZM159 210V209H158ZM161 210V209H160ZM170 210V209H169ZM217 210V209H216ZM232 210V209H231ZM238 210V209H237ZM94 211H96V210H94ZM127 211V210H126ZM152 211V210H151ZM174 211V210H173ZM179 211V212H180ZM197 210H195V212H196ZM200 211V209L197 211V213H200L201 215H203L202 213H201V211L203 212V210L201 209V211ZM207 212H205V210H204V212L203 213H208L209 212V210H206ZM84 212V213H83ZM90 212V211H89ZM99 212H101V211H99ZM104 212H105V210H104ZM160 212V211H159ZM178 210L176 211L175 210V215H177L178 213ZM182 212H185V211H182ZM194 212V211H193ZM192 212V213H193ZM194 212V213H195ZM222 212H223V209H222ZM232 212V211H231ZM260 212V211H259ZM262 212V211H261ZM264 212V211H263ZM50 213H54V215L55 216H57V217H59L60 219H62V220H66L67 222H66V224L65 225H63V227H62V229H61V233H58V231H56V227L54 226L53 227V224L51 223L49 226H47L48 224L46 223V220H48V218L50 217ZM103 213V212H102ZM121 214L119 215V216H121L122 215V212H120ZM126 213V212H125ZM186 213V212H185ZM184 213V214H185ZM191 213V215H193ZM233 213V212H232ZM243 213V212H242ZM244 213H245V211H244ZM250 213V212H249ZM248 213V214H249ZM83 214V215H82ZM84 214H86V215H84ZM93 214V215H94ZM104 214V213H103ZM108 214H106L107 216H108ZM109 214V215H110ZM131 214V213H130ZM146 214V213H145ZM146 214V215H147ZM163 214V217H164V214L166 215V214H169V212H165V211H163L162 213H161V215ZM183 213H182V216H186V215H184ZM188 214V213H187ZM196 214V213H195ZM194 214V216H196V219H198L197 218V215H195ZM199 214V215H200ZM229 214V213H228ZM247 214V215H248ZM93 215L91 216V217H93ZM115 214H113V216H114ZM116 215H118V213L116 214ZM116 215L114 216L115 218H116ZM124 215V214H123ZM215 215H216V213L214 214V217H215ZM219 215H220V213H219ZM219 215H218V220H223V219H225V215L224 216H222V217H224L223 219H221L220 217H219ZM230 215V214H229ZM254 215V214H253ZM252 215V216H253ZM261 215V214H260ZM82 216H86V218H84V217H82ZM89 218H88V217ZM111 216V215H110ZM112 216V218L114 219V217ZM148 216V215H147ZM159 216H160V214H159ZM172 216H174V215H171V217ZM181 216V215H180ZM181 216V217H182ZM188 216V215H187ZM210 216H213V214H211L210 213ZM52 217V216H51ZM95 217V216H94ZM94 217H93V219H94ZM109 217V216H108ZM167 217V216H166ZM189 217H190V215H189ZM192 217V219H193V221H195L194 219V217L193 216H191ZM190 217V218H191ZM199 217V216H198ZM202 217V216H201ZM226 217H228V216H226ZM29 218V219H28ZM58 218V219H59ZM161 218V217H160ZM177 218H179V217H177ZM186 218V217H185ZM230 218V217H229ZM233 218V217H232ZM57 219V220H58ZM60 219H59V221H60ZM89 219V220H88ZM92 221H91V220ZM148 219V218H147ZM188 218H186V220H187ZM200 219H202V218H200ZM200 219L198 220L199 222H200ZM204 219H205V215H204ZM245 219V218H244ZM62 220H61V222H62ZM75 220H77V221H79V222H77L76 221V223L77 224H79L80 222L82 223L81 225L83 226V224L85 225V228H84V226H83V228H84V233H85V229H87V228H89V229H87L86 230V234H84V235H87V236H84V238H82V237H80L78 234H76V232H73V233H75V234H73L72 232H71V230L73 231V229H69V227H70V225H72V226H74V224H71V222H73V221H75ZM109 220H111L110 219V217H109V219H108V222H112V221H109ZM185 219H184V221H186ZM216 220V219H215ZM218 220H217V222L216 223H218L219 224V222H221L222 224H223V222L222 221H219L218 222ZM230 220H232V219H229V222H230ZM234 220V219H233ZM232 220V221H233ZM53 221H54V219H53ZM92 223H91V222ZM116 221V220H115ZM114 221V222H115ZM121 223H120V222ZM182 221H183V218H182ZM188 221H189V219H188ZM188 221H186L185 223H187ZM191 221V220H190ZM193 221H192V223H193ZM212 221V220H211ZM57 222V221H56ZM129 222V221H128ZM214 222V223H215ZM225 222H227L226 220H225ZM233 222H235V221H233ZM232 222V223H233ZM58 224H59V222H57ZM65 223V222H64ZM89 223H91V225L89 226ZM156 223V222H155ZM190 223V222H189ZM200 223H202V222H200ZM213 223V224H214ZM62 224V223H61ZM76 224V225H77ZM86 224H87V226H86ZM104 224V227L103 226H100V225H103ZM109 225L110 224H112V223H108ZM107 224V225H108ZM123 224H128L127 222H125V223H123ZM182 224H184V223H182ZM208 224H209V222H208ZM212 224V223H211ZM226 224H228L229 225V223L227 222ZM226 224H224L225 226H226ZM234 224V223H233ZM79 226V225H77V227L78 228H82V226ZM94 225V227H91V226H93ZM95 225H96V227H95ZM97 225L98 226H100V227H98V229H96L97 228ZM128 225H130V222H129V224ZM181 225V224H180ZM200 225H203V224H200ZM205 225V224H204ZM215 225V224H214ZM221 225V224H220ZM236 225V224H235ZM58 226V225H57ZM123 226V225H122ZM121 226V229H123L124 227H122ZM184 226V225H183ZM197 226V225H196ZM195 226V227H196ZM58 227H61V225L60 226H58ZM87 227V228H86ZM128 226H126V228L125 229H128L129 231H130V229L132 228L131 227V225H130V227H128ZM134 227V226H133ZM158 227V228H159ZM178 227H180V226H178ZM204 227V226H203ZM203 227H201V228H203ZM205 227H207L206 225H205ZM204 227V228H205ZM212 227H214V226H212ZM216 227V226H215ZM218 227V226H217ZM73 228V227H72ZM75 228V227H74ZM81 228L80 229H78V230H81ZM130 228V229H129ZM186 228V227H185ZM197 228V227H196ZM199 228V227H198ZM203 228V231H205L207 228H205L204 229ZM210 228H211V226H210ZM220 228H221V226H220ZM232 228V227H231ZM76 229V228H75ZM157 229V230H156ZM162 229V230H161ZM177 229H179V228H177ZM184 229V228H183ZM190 229V228H189ZM192 229V228H191ZM190 229V230H191ZM212 229V228H211ZM211 229H209V227H208V229L207 230H211ZM223 229V228H222ZM233 229H236L235 227L233 228ZM233 229H231L230 231H232ZM263 229V228H262ZM58 230V229H57ZM77 230V229H76ZM83 230V229H82ZM81 230V231H82ZM190 230H189V233H193V231L195 232V230H193V231H191L190 232ZM197 230V229H196ZM201 230V229H200ZM206 230V231H207ZM214 231H216V228L215 229H213ZM212 230V231H213ZM261 230V229H260ZM75 231V230H74ZM81 231H77V232H79V234H80V232ZM129 231H127V232H129ZM162 231V233H165V232H163ZM178 231V230H177ZM177 231H175V232H177ZM179 231H182L183 233L185 232V231H183L182 229H179ZM186 231H187V229H186ZM203 231H200V232H203ZM211 231V232H212ZM213 231V232H214ZM259 231V230H258ZM59 232H60V229H59ZM174 232V231H173ZM199 232V235H201L202 233H200ZM210 231L208 232V233H210V235L213 233H211ZM226 232V231H225ZM235 232H237V231H235L234 230V233ZM261 232V233H260ZM260 232H258L259 234H261L260 236H262V230L260 231ZM132 233H134V231L132 232ZM160 233V232H159ZM177 233H179V232H177ZM177 233H175V234H177ZM186 233V232H185ZM204 233V232H203ZM206 233V232H205ZM215 233V232H214ZM241 233H242V229H241ZM240 233V234H241ZM83 234V233H82ZM138 234V235H137ZM167 234V233H166ZM181 234V233H180ZM196 234V233H195ZM207 234V233H206ZM243 234V233H242ZM78 235V236H77ZM192 236H193V234H191ZM199 235H197V238H198V236ZM235 235H236V233H235ZM258 235V234H257ZM256 235V236H257ZM264 235V234H263ZM165 236V235H164ZM169 236V235H168ZM182 236H183V234H182ZM189 236H190V234H189ZM189 236H188V238H189ZM195 236V235H194ZM201 236H205V235H201ZM208 237H209V235H207ZM207 236H205L206 238H207ZM238 236V234L236 235V237ZM241 236V235H240ZM246 236V235H245ZM255 236V238H254V236H253V238L255 239V241H256V237ZM260 236H258V237H260ZM166 237H167V235H166ZM170 237V236H169ZM169 237H167L168 238V240H169ZM196 237V236H195ZM200 237V236H199ZM225 237V239H223ZM239 237V236H238ZM247 237H250V236H247ZM166 238V239H167ZM196 238V239H197ZM230 238V240L232 241H234L235 243H237V246L238 247H236L235 246V248H230V246H229V248L230 249H228V243L231 245V241H229L228 243H227V241H228V239ZM252 238V237H251ZM253 238H252V241H253V243H254V240H253ZM261 238L262 237H260L258 240L260 241L261 240ZM263 238H264V236H263ZM263 238H262V240H263ZM189 239H193V237H191V238H189ZM200 239V238H199ZM203 239H205V238H203ZM248 238H246V240H247ZM250 239V238H249ZM172 240V239H171ZM201 240V239H200ZM200 240H198L197 239V241H196V246H198L199 244H200ZM257 240V242L259 243V241ZM175 241V240H174ZM218 241V240H217ZM232 241V245H233V242ZM250 241V243H251V240H249ZM264 241V240H263ZM263 241H262V243H263ZM52 242H54V247L52 246ZM157 242L160 244V246H161V248H158L159 247V245L157 244ZM173 242V241H172ZM261 242V241H260ZM162 243H164V244H162ZM181 243V244H180ZM215 243V242H214ZM227 243V244H226ZM249 243V242H248ZM247 243V244H248ZM262 243H260V245L262 244ZM210 244H212V245H210ZM247 245V244H245V242H243L242 243V245ZM156 245H158V246H156ZM163 245V246H162ZM236 245V244H235ZM250 245H252V244H250ZM256 245V244H255ZM259 245V246H260ZM173 246H175V247H173ZM192 246H193V244H192ZM214 247V248H212V249H210V247ZM239 246H241V247H239ZM249 246V245H248ZM182 247V248H181ZM221 249H220V248ZM233 247H234V245H233ZM252 247V246H251ZM255 247H257V246H255ZM183 248L185 249V250H183ZM192 248V247H191ZM219 248V249H218ZM227 249L229 252H232V254H231V258H232V260L231 259H228V260H225V259H222L221 258V254H223V252H225L224 251V249ZM253 249H254V247H252ZM182 249V250H181ZM251 249V248H250ZM256 249V248H255ZM257 249L258 250H262V249H264V245H262V246H260V247H257ZM26 250H29L30 252H32V254H33V252L35 253L34 254V256H35V258H33V257H30V255H28V253L26 252ZM222 250H223V252H222ZM226 250V251H227ZM247 250V254H249L250 252ZM258 250H257V252H258ZM210 251V252H209ZM262 251H264V250H262ZM222 252V253H221ZM229 252L228 253H226V255H229ZM249 252V253H248ZM254 252V251H253ZM255 252H256V250H255ZM254 252V254H257L258 255V257H260L261 256V258H262V255H260L259 256V254H261L260 252H256L255 253ZM174 253V256H172V254ZM251 253H252V251H251ZM250 253V254H251ZM161 254H162V256H161ZM244 254V253H243ZM160 256V258H158V256ZM225 255V256H226ZM244 255H246V254H244ZM252 255V254H251ZM256 255V256H257ZM264 255V254H263ZM32 256V255H31ZM247 256V255H246ZM245 256V257H246ZM244 257V258H245ZM264 257V256H263ZM250 259L249 258V255L246 257V259ZM256 258V257H255ZM254 258V260H256ZM246 259H244L245 260V263H248V262H246L247 260ZM252 259H253V257H252ZM32 260H35L34 262L32 261ZM240 260V261H239ZM263 260H264V258H263ZM262 259H261V261H263ZM250 261V260H249ZM260 264H262L261 262H259ZM259 263H257V264H259ZM244 264V263H243ZM249 264V263H248Z\"/></svg>",
  "mask_w": 264,
  "mask_h": 264
}]
</instances>
